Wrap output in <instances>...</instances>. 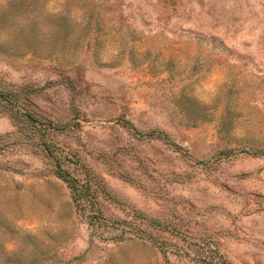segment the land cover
I'll list each match as a JSON object with an SVG mask.
<instances>
[{
    "label": "rangeland",
    "instance_id": "rangeland-1",
    "mask_svg": "<svg viewBox=\"0 0 264 264\" xmlns=\"http://www.w3.org/2000/svg\"><path fill=\"white\" fill-rule=\"evenodd\" d=\"M219 259L264 264V0H0V264Z\"/></svg>",
    "mask_w": 264,
    "mask_h": 264
},
{
    "label": "trees",
    "instance_id": "trees-1",
    "mask_svg": "<svg viewBox=\"0 0 264 264\" xmlns=\"http://www.w3.org/2000/svg\"><path fill=\"white\" fill-rule=\"evenodd\" d=\"M10 95H5L4 93H1L2 99H6L8 101V103H13V106L16 104H23L26 101L25 98L19 99L17 97H14L13 93H10ZM23 107V106H22ZM25 108V107H23ZM17 113H19L20 115H22L28 122H30L32 125L34 126H41V123H39L37 121V119L35 118V116H33V114L28 110H22L21 108H17ZM57 160H59V158H56ZM55 171L57 173V175L59 177H61L66 183L67 186L69 187L70 191H71V196H72V200L75 202L76 207L81 206V203L83 202H87L89 205H91V207H94V203L95 200L97 198V192H98V188L94 185V183L89 179V178H79L76 176L71 175L70 171L68 169L62 168L60 163L55 162ZM95 221H100V219L98 217H94ZM137 230L139 231L137 234H129V236L131 237H137L139 239H146L149 240V238H151V235H148V237L143 236L140 233H145L147 232L145 227H140V225H138ZM159 237H156V239H151L150 241H152L153 243H156V240ZM162 245H165V243H163L164 241H161ZM221 262H223L222 260L217 261L216 264H222Z\"/></svg>",
    "mask_w": 264,
    "mask_h": 264
}]
</instances>
